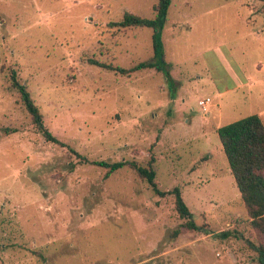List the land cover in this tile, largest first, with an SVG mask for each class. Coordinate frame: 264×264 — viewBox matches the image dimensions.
I'll return each mask as SVG.
<instances>
[{"label":"rangeland","instance_id":"rangeland-1","mask_svg":"<svg viewBox=\"0 0 264 264\" xmlns=\"http://www.w3.org/2000/svg\"><path fill=\"white\" fill-rule=\"evenodd\" d=\"M158 0H0V264H260L217 129L264 121V0H172L164 71L150 27H109ZM44 115L32 122L11 73ZM211 98L208 110L199 101ZM82 157H86L83 159ZM155 158L156 194L136 170Z\"/></svg>","mask_w":264,"mask_h":264},{"label":"trees","instance_id":"trees-1","mask_svg":"<svg viewBox=\"0 0 264 264\" xmlns=\"http://www.w3.org/2000/svg\"><path fill=\"white\" fill-rule=\"evenodd\" d=\"M172 0H158L154 6L155 16L152 18L142 17L131 12H126L119 21H111L109 27L119 29L127 27H150L154 29L153 45L155 57L153 60L144 61L133 67L125 68L114 66L112 63L101 62L97 59H89L90 63L114 70L122 74H131L144 68H155L164 71L166 53L162 41V31L168 21L169 9ZM12 86L17 89L23 100L25 108L32 117V122L44 132L45 137L57 143L61 141L55 137L44 126V115L39 106L32 98L26 84L22 83L15 70L11 73ZM224 152L228 158L231 172L235 177L236 184L244 201L250 223L255 230L258 242L253 243V248L258 253V262L264 264V121L259 114H252L235 122L223 125L217 129ZM85 159L86 157H82ZM155 158L152 157L148 165H141L136 161H109L95 160L92 163L105 167L111 174L125 166H130L138 175L147 180L157 195L164 197L170 194L174 197L176 210L181 218L186 221L177 229L173 235L178 236L184 230H196L200 227L194 220V214L185 202L180 187L176 186L170 190H161L156 181V170L154 168Z\"/></svg>","mask_w":264,"mask_h":264},{"label":"built area","instance_id":"built-area-1","mask_svg":"<svg viewBox=\"0 0 264 264\" xmlns=\"http://www.w3.org/2000/svg\"><path fill=\"white\" fill-rule=\"evenodd\" d=\"M211 98L210 97H208V98H205V99H202V100H200L199 101V105L201 106V107H203V110H208V108H209V105L211 104Z\"/></svg>","mask_w":264,"mask_h":264}]
</instances>
